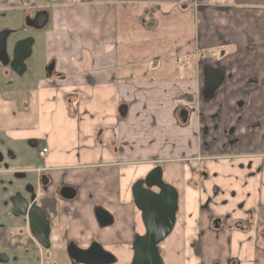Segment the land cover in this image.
Instances as JSON below:
<instances>
[{
	"label": "crops",
	"instance_id": "obj_1",
	"mask_svg": "<svg viewBox=\"0 0 264 264\" xmlns=\"http://www.w3.org/2000/svg\"><path fill=\"white\" fill-rule=\"evenodd\" d=\"M41 10L43 70L22 89L0 81V142L37 149L38 201L57 213L50 249L0 228L4 264H73L70 243L131 264L145 233L132 187L157 166L179 193L165 264H264V0H0V31ZM207 67L225 76L212 99Z\"/></svg>",
	"mask_w": 264,
	"mask_h": 264
},
{
	"label": "water",
	"instance_id": "obj_2",
	"mask_svg": "<svg viewBox=\"0 0 264 264\" xmlns=\"http://www.w3.org/2000/svg\"><path fill=\"white\" fill-rule=\"evenodd\" d=\"M50 22V14L47 10L38 11L33 18L27 17L25 26L28 29L41 32ZM18 30L0 31V64L4 68H11L17 75L22 76L27 71L26 62L32 56L34 45L33 38L20 40L14 46L12 55L8 50L9 39L18 34ZM54 70L52 64L48 73ZM206 87L205 97L212 99L215 92L224 81V72L221 69L207 67L205 69ZM184 118L187 113L183 112ZM186 121V119H185ZM24 174L19 175L23 177ZM49 179L42 181L43 187H48ZM31 199L23 198L17 194L13 198L16 216L26 217L31 235L44 249H50L51 222L45 210L39 205L38 197L32 189ZM134 204L141 213V219L145 228L143 235H138L133 243V259L131 264H165L160 246L171 236L177 222L179 211V193L172 185L163 179V170L157 167L152 170L145 179L137 181L132 187ZM77 191L72 187H63L59 192L60 199L74 200ZM96 218L100 227L105 228L113 223L112 216L101 208H97ZM67 256L73 264H114L116 257L105 251L99 244H92L88 249H80L74 243L67 247ZM8 262L5 254H0V263Z\"/></svg>",
	"mask_w": 264,
	"mask_h": 264
},
{
	"label": "rangeland",
	"instance_id": "obj_3",
	"mask_svg": "<svg viewBox=\"0 0 264 264\" xmlns=\"http://www.w3.org/2000/svg\"><path fill=\"white\" fill-rule=\"evenodd\" d=\"M42 33L44 32L38 33L31 29L25 30L24 27H22V30H20L18 34L12 35L10 37L9 42H13V40L19 38H33L36 42L32 57L26 62L27 72L24 75L19 76L11 68H2L3 72L1 74L2 76H0V81L3 84H12L14 86L18 85L17 89H22L24 88L22 87V82L26 81V79L30 81L33 79V77L39 78L38 74L42 73L41 70H43L41 67L42 65L40 64V61L43 58V52L40 51L38 46V42H40L42 38ZM22 93L25 95L23 98L28 97V88H25ZM9 152L14 155V159L9 157ZM0 153L3 154L5 158L4 163L0 165V168L4 171V174L0 175V228H9L10 230H15L18 232V228L16 227V221L18 219L12 217V215L9 213V210L6 206V201L8 200V197L15 192V190L23 191L26 184H33L37 186L39 175L37 173V168H39L42 163L38 159L37 149L32 147L30 141L12 142L3 138L0 142ZM5 165L8 166L7 171L4 169ZM21 172L26 174V178L23 180L16 179L15 174ZM160 249L161 253L163 252L162 256L165 258L164 261L170 262V252L173 251L171 236L162 243ZM53 256L54 259L57 258V255ZM67 259L68 258L64 256L63 262L68 263ZM132 259L133 253H131V257H129L128 260L132 261Z\"/></svg>",
	"mask_w": 264,
	"mask_h": 264
},
{
	"label": "flooded vegetation",
	"instance_id": "obj_4",
	"mask_svg": "<svg viewBox=\"0 0 264 264\" xmlns=\"http://www.w3.org/2000/svg\"><path fill=\"white\" fill-rule=\"evenodd\" d=\"M5 69H8V68H5ZM207 99V98H206ZM183 116H184V114H182ZM1 153H3V152H1ZM0 153V165H2L3 163H4V155L3 154H1ZM9 157L11 158V159H14V155L11 153V152H9ZM157 167H160V166H157ZM156 167V168H157ZM162 168V167H161ZM4 169L7 171V169H8V166L7 165H5L4 166ZM155 169V168H154ZM153 169V170H154ZM163 170V169H162ZM2 174H4V171H3V169H1L0 168V175H2ZM21 174H24V176L23 177H19V175H21ZM147 177V176H146ZM145 177V178H146ZM15 178L16 179H21V180H23V179H25L26 178V174L25 173H16L15 174ZM144 178V179H145ZM141 180H143V179H141ZM42 181H47V177L45 176V175H40L39 177H38V184H37V186H35V185H33V184H29V185H27L26 184V186H25V188L23 189V191H18V190H15V192L14 193H12L9 197H8V200L6 201L7 203H6V206H7V209L9 210V213L12 215V217H14V218H16V219H18L17 221H16V227L18 228V231H20V232H25L26 231V229L28 228V231H30V229H29V224H28V220H27V218L26 217H23V216H16L14 213H13V210H14V204H13V198L17 195V194H20L23 198H26V199H28V200H30L31 199V196H32V189H33V191L36 193V195H37V197H38V186H41L42 188H46V187H43L42 186ZM42 202L43 201H38V203H39V205L43 208V205H42ZM13 231H15V230H13ZM16 232V231H15Z\"/></svg>",
	"mask_w": 264,
	"mask_h": 264
},
{
	"label": "trees",
	"instance_id": "obj_5",
	"mask_svg": "<svg viewBox=\"0 0 264 264\" xmlns=\"http://www.w3.org/2000/svg\"><path fill=\"white\" fill-rule=\"evenodd\" d=\"M42 205H43V209L45 210V212L48 215V218L51 216V214L55 215L57 213V204H56L55 200H44L42 202ZM198 246H199V242L194 241L193 247L197 248Z\"/></svg>",
	"mask_w": 264,
	"mask_h": 264
},
{
	"label": "built area",
	"instance_id": "obj_6",
	"mask_svg": "<svg viewBox=\"0 0 264 264\" xmlns=\"http://www.w3.org/2000/svg\"><path fill=\"white\" fill-rule=\"evenodd\" d=\"M47 152H48L47 149L42 150V152L40 153V156L44 157Z\"/></svg>",
	"mask_w": 264,
	"mask_h": 264
}]
</instances>
